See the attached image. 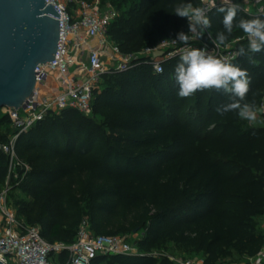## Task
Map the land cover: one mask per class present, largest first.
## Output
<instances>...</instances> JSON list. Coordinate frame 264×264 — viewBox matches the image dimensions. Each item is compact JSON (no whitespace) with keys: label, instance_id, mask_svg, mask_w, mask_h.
<instances>
[{"label":"trees","instance_id":"16d2710c","mask_svg":"<svg viewBox=\"0 0 264 264\" xmlns=\"http://www.w3.org/2000/svg\"><path fill=\"white\" fill-rule=\"evenodd\" d=\"M100 1L120 12L109 36L125 54L188 32L187 20L173 14L178 4L201 7L200 0ZM222 15L215 7L209 13L214 41ZM256 17L264 19L240 9L234 23ZM239 39L235 50L244 47L247 54L232 63L247 70L244 102L257 109L264 51L248 52L238 27L222 45ZM178 62L166 60L156 73L150 58H140L131 69L106 73L92 116L68 109L21 134L15 149L29 170H17L8 193L24 196L14 204L18 220L39 227L50 244L71 245L84 222L95 236L141 235L139 254L98 256L92 264H175L164 254L169 244L200 255L203 264L261 254L264 233L255 220L264 216V125L249 127L235 111L220 115L217 108L230 97L214 89L180 98ZM0 126L12 127L2 110ZM16 134L13 128L0 143ZM8 174L9 159L0 151V196ZM67 259L66 253L55 258Z\"/></svg>","mask_w":264,"mask_h":264},{"label":"built area","instance_id":"2783aa9c","mask_svg":"<svg viewBox=\"0 0 264 264\" xmlns=\"http://www.w3.org/2000/svg\"><path fill=\"white\" fill-rule=\"evenodd\" d=\"M59 12V42L55 60L38 65L36 87L25 107L19 110L3 109L9 116L17 134L7 143H0L2 151L9 159V174L4 191L0 196V262L3 264H92L98 256H134L139 254L131 235L95 236L88 222H84L77 238L71 245L48 243L41 235L39 227L27 225L18 220L15 210L8 205L10 179H18V169L29 170L17 156L16 141L37 122L50 114H58L72 109L86 117L93 115L94 93L100 89L102 77L106 73L125 71L135 66L140 58H150L156 73L163 72L162 63L180 58L185 49H206L216 57H228L233 62L239 52L225 49L212 39L206 30L203 37H192L187 45L174 39L160 40L155 47H145L139 52L125 54L109 36V28L119 17V12L111 5L102 6L100 0H45ZM221 5V0H215ZM248 14L264 15V0H233ZM201 7L209 8L212 0H200ZM208 13V15H209ZM188 24V22H187ZM191 35V34H189ZM207 35V36H206ZM204 36L208 40L204 39ZM241 39L235 41L239 42ZM164 52V57L155 58L156 52ZM257 119L264 125V97L256 109ZM253 123V122H250ZM66 253V262H55V258ZM175 264H203L192 260ZM249 264H264V248Z\"/></svg>","mask_w":264,"mask_h":264},{"label":"clouds","instance_id":"9594fccd","mask_svg":"<svg viewBox=\"0 0 264 264\" xmlns=\"http://www.w3.org/2000/svg\"><path fill=\"white\" fill-rule=\"evenodd\" d=\"M211 7H215L218 13L223 14L221 20L223 30L217 33L214 42H218L217 46L224 44L234 27H238L246 35L248 52L255 54L264 51V19L242 18L234 23L240 6L232 0H221L219 7H216L215 0H212ZM209 11V8L194 6L192 3L178 4L173 14L187 20L188 32H179L174 41L187 45L192 37H203L205 31L212 26ZM246 54V49L240 47L239 55ZM174 71L180 98H188L198 91L214 89L230 97L229 103L217 108L220 115L235 111L242 120L254 122L257 119L255 105L244 102L250 85L248 72L233 64L228 57H216L206 49H185L180 54Z\"/></svg>","mask_w":264,"mask_h":264},{"label":"water","instance_id":"95a60500","mask_svg":"<svg viewBox=\"0 0 264 264\" xmlns=\"http://www.w3.org/2000/svg\"><path fill=\"white\" fill-rule=\"evenodd\" d=\"M60 16L45 0H0V110L24 108L33 96L38 65L55 60Z\"/></svg>","mask_w":264,"mask_h":264},{"label":"rangeland","instance_id":"374dc122","mask_svg":"<svg viewBox=\"0 0 264 264\" xmlns=\"http://www.w3.org/2000/svg\"><path fill=\"white\" fill-rule=\"evenodd\" d=\"M233 1V0H232ZM109 5V4H107ZM111 7H113L114 9H116L114 6L111 5ZM120 15V12H119ZM236 44L237 42H232L229 43L227 45H222L225 49H229V50H234L236 48ZM4 115H6V113H4ZM245 121V120H244ZM249 127H259L261 125H263L261 123V121L259 120H255L253 123H250L248 121H245ZM12 134L13 133V128L12 127H7V126H0V136H2L3 134ZM8 200V205L10 207H12L14 209V204L17 201H21L24 200V196L19 194L18 192H14L13 196L10 195V197L7 199ZM255 225L257 227V229L261 232L264 233V216L259 217L255 220ZM141 235H132L131 241L132 243H135L136 240H138V238H140ZM165 255L169 256V258L178 260V261H188V260H192L195 261L197 263H202V257L198 254H195L194 252H192L191 250H187L183 247L177 246L175 244H169L167 251L164 253ZM56 262V260H55ZM234 264H249V258H238L235 257L234 258Z\"/></svg>","mask_w":264,"mask_h":264}]
</instances>
